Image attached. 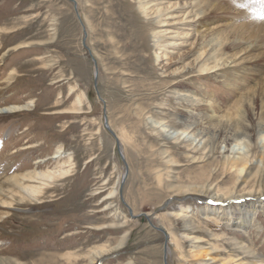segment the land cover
<instances>
[{
    "label": "rangeland",
    "instance_id": "374dc122",
    "mask_svg": "<svg viewBox=\"0 0 264 264\" xmlns=\"http://www.w3.org/2000/svg\"><path fill=\"white\" fill-rule=\"evenodd\" d=\"M74 1L81 21L67 0H0V107L34 102L0 115V186L8 191V177L59 167L68 155L74 164L73 176L41 200L16 196L13 208H0V258L164 264L157 227L172 234L169 264L254 262L235 240L264 259V0ZM202 10L221 24L216 40L199 35ZM240 12L248 16L224 26ZM204 61L217 71H204ZM82 96L79 114L60 113ZM105 115L116 136L131 137L118 139L128 164L123 198L135 219L120 198L125 166ZM242 125L250 141L237 138ZM167 126L182 139H168ZM250 191L263 198L247 203L256 217L245 233L230 227L242 202L220 210L212 202ZM104 245L109 252L96 256Z\"/></svg>",
    "mask_w": 264,
    "mask_h": 264
},
{
    "label": "bare ground",
    "instance_id": "6f19581e",
    "mask_svg": "<svg viewBox=\"0 0 264 264\" xmlns=\"http://www.w3.org/2000/svg\"><path fill=\"white\" fill-rule=\"evenodd\" d=\"M213 8H215V5H213ZM214 11L215 10L213 9V12ZM247 16H248V13H246V12L241 13L240 12L239 14H237V16L233 17L231 20L226 21L227 23H225L224 26L229 28L231 26V24L235 23V21H237L239 18L243 19V18H246ZM196 18H197V20L204 19L205 18L204 10H202L201 12H198L196 14ZM202 22H203V23H201L202 24V30L199 31V35H202V37H204V38L210 36L212 40H216L218 35L221 32V24L219 23V21L216 19H213V17H212L210 19H204ZM238 43L243 44L244 42L239 41ZM248 44H249L248 49H252L253 47L256 46V44L255 45L251 44V43H248ZM24 46L28 47L27 45H20V48H22ZM258 47L261 48L262 46L259 45ZM201 55L199 58H197V63H198L199 59H201V61H202L203 55L202 56ZM210 56H212V54ZM201 65L204 68V71H207L208 73H212L214 71H217V65L210 67V65L208 63H206V61L201 63ZM71 91L74 92L75 89L72 88ZM83 102H84V97L83 96L79 97L77 99L76 103L73 104V106L71 108L65 109L64 111H60V113L79 114V111H81V108L83 106ZM29 104L34 105V102H30ZM29 104L26 106H14V107H3V108L0 107V115L15 114L17 112L27 111V109L30 107ZM260 121H261V119H260ZM211 122H212V120H211ZM152 123L155 125H161L160 122H156V121H152ZM108 125H109V122H108ZM213 126L214 125L211 124V127H213ZM167 128H168V130H165V132L167 133L166 137L168 139L171 138L177 142L182 139L181 133H179V131L177 129H173L172 127L169 128L168 126H167ZM244 129H245L244 125L237 127V131H238L237 132V138H242V141H244L246 139L249 140V138H250L247 130H244ZM0 130H2V128ZM114 134H115V132H114ZM212 135H213V133H212ZM115 136H116V134H115ZM205 136L207 137L209 135H205ZM211 136H209L210 139H211ZM116 137H117V139L118 138L123 139V137L131 138L130 134H127V133H124L122 135V137H119L118 135ZM119 139H118V141H119ZM119 143H120V141H119ZM120 147H121V143H120ZM162 154H165V152H162ZM63 155H64V152L59 148L57 153H56L55 159H58ZM68 160L69 161L63 162L64 166L61 164L59 167H55L53 169H47V170H42L40 167L37 166V167L33 168V170L30 172H24V173H20V174L17 173L15 175H12L11 177H8L6 179V181L11 184L8 187V191L3 190L2 187L0 186V208L2 210H9V209L13 208V202H15L16 196H18L20 198V200H25L27 198H29L30 200H36V201L41 200V197L43 198L45 196L47 189L52 188L57 182H59L61 180H65V179L73 176V172H74V166L73 165L74 164H73L72 157L69 155H68ZM239 161H242V160H239ZM125 162H126V160H125ZM247 162H248L247 160L245 162H242L244 164L242 165L243 167L240 169V174L238 175V179L242 178V176L246 170L244 165ZM126 164H127V162H126ZM127 167H128V164H127ZM125 170H124L123 176L120 180V184H119L120 186H121V182H122L123 178L126 177ZM159 178L161 181V176ZM178 188L179 187H176L175 190ZM182 188H187L188 190H190V187H188V186H183ZM119 193H120V191H119ZM116 194H117V190L112 191L111 193L104 196L103 200L106 201L108 199H111V197L115 196ZM7 195H10V198L12 199L11 201L7 200V198H6ZM262 198L263 197L260 193H255L254 191H250L248 193L243 192L242 194H239L236 196L234 193H229L228 195H223L217 201L212 202V204L215 206H218V210H220V209H223L224 207H226V205L231 207L234 203H241L242 202V207H244V209H243L244 212L241 215H239L238 219H233V218L230 219V225H231L230 227L234 230H240V231H244L245 233H247L246 230L249 229V226H250L249 223L254 222L255 217H256V210L253 207H251V210H249V208H248L249 206L247 205V203L250 201L251 203H253L256 206V204H258L262 200ZM220 205L222 207H220ZM132 211H133V209H132ZM7 213H8V211H3L1 214L6 215ZM133 213H134V211H133ZM229 213L232 214L231 211ZM187 218H189V217L186 216L185 219H187ZM210 219H211L210 221H215L216 222L215 224L217 226L220 224V220L217 221L218 219H217L216 215L211 216ZM112 224H116V223L114 222ZM105 227H106V225L102 226V228H105ZM163 230L165 231L164 228H163ZM166 231H165V233L168 237V247H169V237L171 238L172 234L168 230H166ZM182 235L187 236L188 240H191V239L199 240V238L192 237V235H189V234H182ZM124 237H126V234ZM171 242H172V240H171ZM234 242H235L236 247L239 248L244 254L256 259L254 262H251V261H248V257L246 256L247 259H246V261H244V263L264 264V259L262 257H259V255L254 250H252L251 247L244 245L240 242H237L236 240ZM123 243H124V239H122L119 242V244L116 246V248H119L120 246H122ZM107 252H109V250H108L106 245L100 246L93 251V253L96 256H102L103 254H105ZM168 254H169V251H168ZM18 263H20V262L17 261L16 264H18ZM0 264H8V260L0 258Z\"/></svg>",
    "mask_w": 264,
    "mask_h": 264
},
{
    "label": "water",
    "instance_id": "95a60500",
    "mask_svg": "<svg viewBox=\"0 0 264 264\" xmlns=\"http://www.w3.org/2000/svg\"><path fill=\"white\" fill-rule=\"evenodd\" d=\"M67 1H69V2H71V3L74 4V9H75V11H76L77 17H78L79 21H81L80 16H79V13H78V9H77V3H76V1H74V0H67ZM84 32H85V30H84ZM86 35H87V33L85 32V38H84V40H83V45H84V47L89 51V49H88L87 46L85 45ZM92 59H93V61H94V66H95V84H97V78H98V65H97V61H96L93 57H92ZM96 89H97V88H96ZM96 91H97V90H96ZM97 92H98V91H97ZM105 128L107 129V131L110 133V135H111V136L115 139V141H116L117 149H118L119 154L121 155L122 161H123V163H124V166H125V169H126V176H127V171H128L127 168H128V167H127V164H126V162H125V158H124V156H123V154H122L121 147H120V143H119L117 137L115 136L113 130H112V129L109 127V125H108L107 115H105ZM125 179H126V177H124L123 180H122V182H121L120 193H119V194H120V198H121V200H122V203H123V204L125 205V207L128 209V212H129L130 217L135 219V218H138V217H135V216L133 215V211H132V209H131V208L125 203V200H124V198H123V187H124V184H125ZM146 219H147V221L149 222V224H151L150 219H149L148 217H146ZM151 225H152V224H151ZM152 227H154V226L152 225ZM154 229H156V231H159L160 233H162V234L165 236V239H166V245H165V251H164V264H169L168 243H167V241H168V237H167V235H166V233H165V231H164L163 229H161V228H157V227H154Z\"/></svg>",
    "mask_w": 264,
    "mask_h": 264
},
{
    "label": "snow or ice",
    "instance_id": "6c2138e0",
    "mask_svg": "<svg viewBox=\"0 0 264 264\" xmlns=\"http://www.w3.org/2000/svg\"><path fill=\"white\" fill-rule=\"evenodd\" d=\"M260 18H261V19H264V14H262V15L260 16Z\"/></svg>",
    "mask_w": 264,
    "mask_h": 264
}]
</instances>
